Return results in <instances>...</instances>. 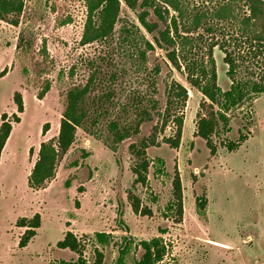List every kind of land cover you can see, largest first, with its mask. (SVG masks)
Masks as SVG:
<instances>
[{
	"label": "rangeland",
	"instance_id": "374dc122",
	"mask_svg": "<svg viewBox=\"0 0 264 264\" xmlns=\"http://www.w3.org/2000/svg\"><path fill=\"white\" fill-rule=\"evenodd\" d=\"M17 1L22 2L21 12L10 11L0 18V123L2 113L12 120L17 112L16 91L24 101L21 120L12 123L6 142L7 152L13 149L14 156L10 161L6 152L0 163V264H81L80 253L57 246L72 230L71 223L81 239L86 264H118L119 260L138 264L144 253L141 242L157 236L166 244V254L155 264H264V93L232 109L226 125L219 123L212 135L216 147L212 153L196 133L198 117L208 114L210 102L201 106L203 94L162 49L148 50L145 63L137 56L139 47L145 49L144 40H152L138 19L142 0L135 8L121 0L113 35L88 44L81 43L88 14L85 0ZM221 2L179 0L187 25L195 17L201 20L191 30L198 56L204 55L211 39L226 41L241 63L237 76L260 77L261 59L252 58L253 52L246 54L244 44H236L234 23L213 19ZM240 8V14L247 11L243 4ZM149 17L155 19L152 13ZM210 24L224 28L208 34ZM213 56L218 83L226 90L231 79L225 53L216 46ZM174 80L188 89L186 103L175 99L170 109L184 117L180 145L173 148L162 141L174 135L171 118L158 133L160 144L147 149V182L135 183L132 167L137 159L129 145L149 135L153 125L160 126V114L141 125L138 137L119 143L116 151L110 147V122L133 118L138 95L146 107L151 99L158 100L163 112ZM88 82L84 99L88 122L77 128L75 141L60 155L55 176L45 184L48 189L31 190L28 169L38 158L41 142H56L68 91ZM47 122L49 129L43 134ZM241 134L247 139L229 150L225 143L237 142ZM176 170L183 189L181 215L177 206L169 207ZM130 194L139 199L141 212L133 210ZM200 199L206 200L202 211ZM36 212L41 226L27 246L19 247L26 228L16 222ZM98 233H105L104 242Z\"/></svg>",
	"mask_w": 264,
	"mask_h": 264
},
{
	"label": "trees",
	"instance_id": "16d2710c",
	"mask_svg": "<svg viewBox=\"0 0 264 264\" xmlns=\"http://www.w3.org/2000/svg\"><path fill=\"white\" fill-rule=\"evenodd\" d=\"M87 4V18L84 25V31L81 39L82 44H88L95 41H104L111 37L115 31V26L119 20L121 11V0H85ZM129 6L136 7L138 0H125ZM246 6L247 11L240 14V7ZM141 11L138 13V19L144 29L152 35V40H144L145 49H138V58L145 63L149 59L148 50L155 51L156 47L165 51L169 62L178 70L186 74V79L191 86L197 88L204 96L200 103L204 106L210 102L212 109L205 115H199L197 120V135L206 141L211 152L216 151L215 144L212 142V135L216 132L219 123L225 125L228 122V113L232 109L239 107L246 100L264 93V71L258 78L238 77L237 72L240 66L238 57L230 50L225 42L211 39L205 46V53L202 57L198 56V49L195 43L191 41L192 29H197L201 20L197 17L192 21V25H187L183 19L182 7L179 0H142L139 4ZM171 7L172 11L168 8ZM22 2L17 0H0V18L4 13L10 11L21 12ZM152 10V12H151ZM155 15V19L149 16ZM213 19L217 22H232L235 25L236 44H244L247 47V53H252V58L259 57L264 70V0H223L216 7ZM16 22V21H15ZM183 24V26L181 25ZM183 28V29H182ZM224 27L218 29V25L210 24L206 27L208 34L218 33ZM128 35L134 36L133 31L125 27ZM134 39V37H133ZM137 44V43H136ZM219 46L225 53L224 62L228 64L227 75L231 79L230 87L223 90L218 83V74L216 63L213 56L214 47ZM159 67L156 68L158 74ZM114 76V75H113ZM155 82V80H154ZM155 84V83H154ZM90 89L88 82L84 86L73 87L67 94V106L60 120V128L56 142L53 139L43 141L40 144L38 158L29 174L28 183L31 188L39 189L45 187L48 180L55 176L58 159L61 154H65L71 147L76 138V131L79 126L84 127L88 122L90 115L84 107V99ZM139 107L133 118L125 121L112 120L109 125V132L112 139L111 149L116 151L117 145L124 140L137 136L141 133V125L144 122L153 121L155 114H160L162 123L153 125L152 132L147 136H142L137 141L130 143L129 150L136 157L137 161L132 167L135 174V183L145 184L148 180V171L150 159L147 149L150 146L160 144L158 133L164 130L168 121L173 118L176 125L174 135L164 136L163 142L171 147L177 148L180 145L184 117L172 113L171 106L173 100L179 99L184 105L188 99V89L182 83L174 80L169 85L168 104L163 112L159 111V101L151 99L150 107L143 105V96L139 97ZM17 112L12 114V120L7 112L1 114L0 123V160L3 148L13 129V122H20L19 113L24 112V101L20 91H16L13 96ZM49 123H45L42 128L43 134L49 129ZM247 139L246 134H241L237 142L228 141L225 145L229 150H234ZM31 151V149H30ZM173 202L170 208L178 207L181 215L183 212V189L179 171L176 170L173 178ZM132 207L135 212H141L139 199L133 194ZM199 210L205 208L206 200L200 199L198 202ZM41 215L36 212L32 217H20L16 224L19 227H25L24 233L20 236L19 247H25L37 234V229L41 226ZM100 242H104L105 233H98ZM144 253L138 264H155L161 261L166 254V244L162 237L157 236L150 240L141 242ZM60 248H68L80 253L79 261L86 264L82 254L81 239L72 231L67 230L64 237L57 242ZM118 264H122L119 260Z\"/></svg>",
	"mask_w": 264,
	"mask_h": 264
},
{
	"label": "crops",
	"instance_id": "0c3cea01",
	"mask_svg": "<svg viewBox=\"0 0 264 264\" xmlns=\"http://www.w3.org/2000/svg\"><path fill=\"white\" fill-rule=\"evenodd\" d=\"M59 126H60V124H59ZM6 152H7V146H6V144H5V146H4V148H3V151H2V154H1V160H0V163H1V161H3L4 154H5ZM7 156L9 157V160L11 161L12 158H13V156H14L13 149H11V148L9 149V148H8ZM35 162H36V159H35L34 163H33L32 165H30V167H29V169H28V174L31 173V171H32V169H33V167H34ZM47 182H48V181H47ZM51 184H52V183H51ZM49 186H50V185H48L47 187L45 186V187L39 188V189H35V188H31V187H30V188H31V190H33V191L40 192V191H44V190L48 189ZM69 227H71L70 229H72V231H73V223H71V225H69ZM22 229H24V228H22ZM73 232H74V231H73Z\"/></svg>",
	"mask_w": 264,
	"mask_h": 264
}]
</instances>
